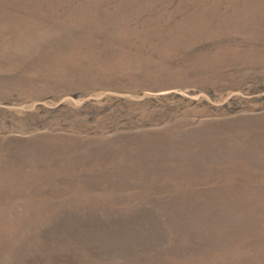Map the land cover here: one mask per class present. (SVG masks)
<instances>
[{
    "label": "rangeland",
    "instance_id": "1",
    "mask_svg": "<svg viewBox=\"0 0 264 264\" xmlns=\"http://www.w3.org/2000/svg\"><path fill=\"white\" fill-rule=\"evenodd\" d=\"M0 264H264V0H0Z\"/></svg>",
    "mask_w": 264,
    "mask_h": 264
}]
</instances>
